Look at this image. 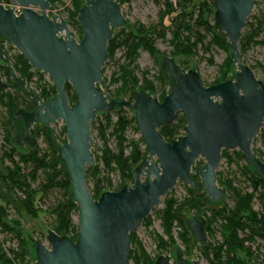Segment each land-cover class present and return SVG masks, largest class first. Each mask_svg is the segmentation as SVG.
<instances>
[{
  "label": "water",
  "instance_id": "1",
  "mask_svg": "<svg viewBox=\"0 0 264 264\" xmlns=\"http://www.w3.org/2000/svg\"><path fill=\"white\" fill-rule=\"evenodd\" d=\"M0 3V37L14 47L32 69L47 74L55 96L43 100L34 90L27 92L26 79L17 73L8 54L0 48V60L9 70L10 82L0 76V92L21 90L28 93L32 110L18 108L13 115L11 142L37 145L30 135L35 123L49 126L61 120L66 142L58 144V158L70 181V195L78 208L75 240L59 236L48 224L45 241L32 238L35 261L30 264H131L129 234L136 233L142 221L177 184L204 191L208 203L223 201L226 190L217 183L216 170L223 150H237L255 174L264 177V162L252 151L264 121V79L242 61L239 40L256 0H213L214 24L225 35L232 64V75L218 84L204 85L192 66L181 67L175 56L165 53L160 70L170 81L162 100L139 89L131 98L106 97L102 68L107 60V43L112 30L128 23L114 0H85L77 22L82 37L76 40L65 19L53 13L47 0H11ZM15 6L21 11L16 13ZM50 11V14H47ZM264 34V17L263 26ZM65 85L75 95L70 103ZM115 108L133 111L134 124L146 155L134 167V181L119 190L109 187L94 199L87 188L86 170L95 163L91 150L90 123L98 113ZM183 114L182 134L167 142L159 128L172 124ZM20 121V129L16 123ZM62 139H59V143ZM202 159L197 178L191 170ZM19 227V221H13ZM205 221L194 216L189 230L195 242L206 243ZM3 247L0 243V252ZM175 264H201V256L190 260L181 245L173 251ZM264 264V255L253 260ZM152 264H171L169 253L159 254Z\"/></svg>",
  "mask_w": 264,
  "mask_h": 264
},
{
  "label": "trees",
  "instance_id": "2",
  "mask_svg": "<svg viewBox=\"0 0 264 264\" xmlns=\"http://www.w3.org/2000/svg\"><path fill=\"white\" fill-rule=\"evenodd\" d=\"M1 1V0H0ZM51 5H54L56 0H47ZM121 6L122 2L127 0H114ZM9 4L11 0H3ZM84 3V2H83ZM80 0H71V9L68 12L67 23L76 30L79 39L82 37V31L77 22L78 10L83 5ZM165 5L164 10L159 14L155 24L144 26L139 22L131 24L129 22L120 28L107 43V58L113 59L115 51L118 48H125L124 61L118 65L117 70L111 76V83L115 88L110 93L111 97L119 100L128 98L133 92L142 89L149 92L154 97L162 100L170 90V81L159 69L158 76L150 79L148 70H140L136 63L138 51L146 50L154 59L155 54L159 53L155 47L156 40H165V34L169 30L171 32L170 45L173 50L170 56L179 54H191L192 48L197 44H203L205 51H208L211 46H216L227 52V56L220 65L219 74L212 82L218 84L227 80V73L232 70L231 59L229 56V47L225 35L214 24L213 17L209 20L203 18V11L208 16H213L215 9L213 0H204L198 4H193L192 0H163ZM195 15V17H194ZM264 13L252 22L246 21L241 32L239 40V50L243 54L251 45L261 43L264 44V34L262 30ZM168 18V24L165 19ZM194 25L203 26L204 34H197L194 37ZM114 30V29H113ZM112 30V31H113ZM208 37L209 39L204 42ZM1 40L4 41L2 37ZM0 40V41H1ZM0 48L2 44L0 42ZM11 64L17 73H20L26 79V82H31L33 76H37L35 92L44 100L53 97L56 92L52 83L43 81L41 72L32 69L31 65L19 54L16 53L10 56ZM181 67L183 63H179ZM264 70V67L261 66ZM104 68H102V73ZM0 74L7 82H10L9 70L5 65L0 66ZM103 84L106 82L103 79ZM156 80L158 86L155 85ZM166 86H168L166 90ZM68 101L73 103L75 95L69 85H65ZM21 90H6L0 92V106L4 108V114L0 118V125L3 129V136L0 142V163L8 162L4 166V171L0 174V179L6 190L14 196H17L22 209L26 214L35 218L39 213V209L35 206V201L38 194L47 195L51 189L60 190V197L48 208V212L52 216L50 229L59 236L69 237L75 240L78 233V224L72 218L77 215L78 208L73 198L70 195V181L64 167L58 158L57 146L65 143L66 137L62 141L56 142L58 136L52 137V132L48 126L42 125L40 129L34 132L37 136H42L46 143V148L41 149L38 146L31 147L26 153L20 150V146L14 145L11 142L12 118L18 108L25 110L31 109L32 104L19 97L17 92ZM24 92V91H22ZM131 98V97H130ZM128 111L131 113L128 116ZM101 118L94 121L97 122V135L102 142L100 155H95V163L87 167L86 181L92 180L93 188L91 195L97 199L101 192L108 190L111 182L108 179L100 177V164H103V170L107 173L116 171L120 175V182L117 187H121L134 181V167L146 155L145 148H141L144 142L141 137L137 140L127 139L125 133L128 127L134 124L133 111L126 108H115L111 112L98 113ZM115 116V120L112 119ZM186 124L183 114H177L175 121L170 125H164L159 128V133L167 141L171 142L176 139L181 130ZM36 128V126H35ZM33 132V129H32ZM62 134L65 135V127H62ZM115 139V148L112 150L108 145L109 138ZM259 140L264 145V121L260 132L254 141ZM129 149V150H127ZM255 156L264 162V153L258 154L254 148L252 149ZM238 158L242 159L239 151H236ZM222 156L228 158L226 150L222 151ZM196 173L198 167L195 165ZM42 178L39 179V174ZM192 177L198 180L197 175ZM243 174L246 176L251 191L243 192L232 185L231 181H220L223 183L230 194L232 204H223L217 208H208L207 205H218L221 201L208 203L205 200L206 194L204 191L195 190L185 186L188 197L178 201L170 196V192L161 200L162 209L155 210L161 220V225L166 235V240L161 236L157 237V249L167 251L174 243L175 239L172 234L173 224L177 222L181 226L178 234L185 249L192 243L193 237L190 230L181 224L177 219V212L182 208L187 207L194 209L196 214L208 211L205 215V229L208 234L214 232V225L218 227V232L221 236V242L213 244L207 242L200 246L202 256L209 264H247L248 259L257 257L252 249L253 244L257 239L264 242V177H261L250 169L246 164L243 166ZM38 181V182H37ZM37 182V186L33 187L32 183ZM255 199L260 202V210L253 208ZM5 208L0 207V228L2 231L12 232L17 239L18 246L16 250H11V256L7 255L4 250L0 252V264H12L13 261L17 264H24L29 250L25 245V240L19 232V227L14 226L13 220L10 224L1 221L5 215ZM149 215L142 221L144 224H149ZM130 249L127 257L131 264H152L155 258H151L145 252L141 243L136 238L135 233L129 234ZM195 242V241H194ZM30 249L32 250L31 246ZM33 251V250H32Z\"/></svg>",
  "mask_w": 264,
  "mask_h": 264
},
{
  "label": "rangeland",
  "instance_id": "3",
  "mask_svg": "<svg viewBox=\"0 0 264 264\" xmlns=\"http://www.w3.org/2000/svg\"><path fill=\"white\" fill-rule=\"evenodd\" d=\"M81 3H83L85 0H80ZM172 2L176 0H170ZM204 0H192L193 4H198L200 2H203ZM121 11L125 18L128 19L129 22V29L131 27L132 23L139 22L140 24L144 26H149L152 24H155L158 20L159 14L162 10H164L163 0H127L126 2H122ZM53 6V13L57 14L58 16H61L63 19L67 20L68 12L71 9V0H56ZM69 10V11H68ZM264 13V0H256L255 6L251 12V14L248 16L247 21L252 22L256 18H259L261 14ZM47 14H50V11H47ZM203 18H208L209 20L213 17L208 16L206 12L203 11L202 13ZM195 17V15H194ZM168 18L165 19V23L168 24ZM120 28H115L112 31V35L116 33ZM194 37L191 38V40L195 39V36L197 34H204L203 26H196L194 25ZM69 31L71 35L76 39L79 40L78 34L75 29L71 25H69ZM171 32L168 30L165 34V40L158 39L156 40L155 47L158 50L159 53L155 54V59L144 49H140L138 51V56L136 59V63L138 65V68L140 70H148L149 74L148 77L150 79H153V77L158 76L160 64H161V57L165 55V53L170 54V52L173 50V47L169 43V39H171ZM209 38L206 37L204 42H206ZM1 40V39H0ZM2 44V48L10 57L12 54L16 53V49L6 43L5 41H0ZM18 52V51H17ZM124 52L125 48H118L115 51V55L113 59H108L105 61L103 68L104 71L102 73L103 77L105 78L106 82L103 84L102 87L105 88V95L106 97H111L110 93L115 88V85L111 83L110 79L113 74L117 70V67L119 64H121L124 61ZM227 56V52L216 47L211 46L208 51H205L203 44H197L196 47L192 48L191 54H179L176 55V61L183 63L182 65L188 69L192 66L195 67L196 71L200 75V77L203 80L204 85L212 84V82L215 80V78L219 74V68L220 65L223 63ZM242 61H246L250 68L253 70L255 75L258 77V79L263 80L264 79V70L261 69V66L264 67V44L257 43L251 45L242 55ZM4 65L3 62L0 60V66ZM43 74V73H42ZM232 75V70H229L227 73V78H230ZM1 76V74H0ZM4 80L5 78L1 76ZM43 81H46L47 83H52L50 77L47 74H43L42 76ZM32 81L29 83H26V90L27 92H32V90L35 91V85L37 82V76H33L31 79ZM155 85L158 86V83L156 80H153ZM168 86H166L167 90ZM27 92L19 91L17 94L19 97L23 98L26 101H30V98L28 96ZM127 97H131V94ZM4 114V108L0 106V118ZM131 113L128 111V116H130ZM101 118L100 115H96L95 119L90 123V129L92 138L94 140L93 146L91 148L94 156L100 155V148L102 147V142L99 139L97 135V122L92 124L97 119ZM112 119L115 120V116L112 115ZM36 126V128H35ZM34 127V128H33ZM62 127L63 123L61 120L55 121L51 123L48 126V129L55 135L58 136V139H56V142H59V139H63L66 137V135L62 134ZM33 133L37 131V129L41 128L40 124H34L32 126ZM182 134V130H181ZM180 134V135H181ZM36 135V134H35ZM127 139H134L137 140L140 136L138 130L135 127V124L131 125L127 128L125 133ZM3 136V129L0 125V142ZM38 141L37 145L41 149H45L46 143L43 140L42 136H37ZM109 147L114 150L115 148V139L113 137L109 138L108 140ZM31 147L27 145H23L20 150L24 153L28 152ZM141 148H144V145H141ZM251 148L256 150L258 154L264 153V145L259 141H252ZM129 150V149H127ZM237 150H228L226 151L228 154V158L223 157L221 158V161L219 163V166L216 170V178L221 181H231L232 185L236 187L239 190H242L243 192H249L251 191V186L246 178V176L243 174V166L244 161L237 157L236 155ZM8 164V162H1L0 163V174L4 171V166ZM204 164V161L202 159H199L196 162V166H202ZM101 172L100 177L103 179H108L111 182V187L117 188L120 182V175L116 171H112L107 173L105 170H103V164H100L99 166ZM40 173V172H39ZM196 169L193 167L191 170V174H195ZM42 178V174H39V179ZM217 180V183H221ZM38 182V181H37ZM37 182L32 183L33 187L37 186ZM93 181L88 180L87 181V188L89 191L93 188ZM131 184V183H130ZM223 184V183H222ZM226 193L224 196V199L220 204L214 205L209 204L207 205L208 208H217L218 206H221L223 204L231 205L232 199L230 197L229 192L227 191L225 185L223 184ZM185 185L181 182H177L175 187L170 191V196L173 198H176L178 201H181L183 198L188 197L187 190L185 189ZM91 193V192H90ZM60 190L58 189H51L47 195L43 196L41 199H39L41 194L37 195L35 206L40 210L37 217L33 218L26 214L24 210L22 209L19 201L16 199L17 196L12 195L9 193L6 188L4 187L2 180L0 179V207L5 208V215L2 216L1 221L7 222L10 224L11 220L13 221H19V232L21 236L25 240V245L29 250V254L26 257V262L24 264H30V261H35L34 253H32V250L30 249L31 246V239L41 237L44 243L45 241V235L46 230L48 227V224L50 225L52 222V216L48 212L49 206H51L59 197H60ZM162 200V199H161ZM163 204L160 202L154 209H162ZM253 208L255 210H260V202L258 199H255L253 203ZM201 216L205 218V215H208V211H202ZM199 214H196L194 209L184 207L180 211L177 212V219L179 222H181L182 225L186 226L189 229V222L192 220L194 216H197ZM73 220L77 222V215L72 216ZM149 224H144L143 222L139 225L135 235L138 241L141 243L142 247L144 248L145 252L150 256L151 258L157 257L161 253H169L171 257V264H175L174 261V254L173 251L176 249V247L181 245V249L184 251V254L188 255L190 260H195L193 257L194 255H200L201 256V264H209V262L202 256L200 246L201 244L198 242L192 241V243L188 246L187 249H185L183 243L181 242L180 238L178 237V234L181 230V226L174 222L173 224V230L172 234L175 239V243L167 249V251H160L157 249V237L161 236L166 240V235L164 234L161 220L159 218V214L157 215L155 212H151L149 214ZM214 232L212 234H208L206 229V235H207V242H211L213 244H218L221 242V236L218 232V227L214 225ZM0 243L3 247V250L5 253L9 256H11V250H16L18 246V242L16 237L12 232H6L2 231L0 228ZM205 243V244H206ZM252 249L254 250L255 254L258 256L252 259L247 260V264H254L253 260L257 259L262 254L264 255V242L261 239H257L256 242L253 244ZM12 264H17V262L13 261Z\"/></svg>",
  "mask_w": 264,
  "mask_h": 264
},
{
  "label": "flooded vegetation",
  "instance_id": "4",
  "mask_svg": "<svg viewBox=\"0 0 264 264\" xmlns=\"http://www.w3.org/2000/svg\"><path fill=\"white\" fill-rule=\"evenodd\" d=\"M10 58V57H9ZM2 78V77H1ZM4 81L5 82H7L5 79H4ZM9 83V82H8ZM55 96V95H54ZM53 96V97H54ZM53 97H51V98H53ZM44 100V99H43ZM45 101V100H44ZM31 102V101H30ZM32 104V103H31ZM30 110H32V107H31V109H28V111H30ZM35 124H39V123H35ZM41 126H42V124H40ZM64 126V125H63ZM16 127H18L19 129H20V127H21V122L20 121H18L17 123H16ZM34 128V127H33ZM33 128H31L30 129V135H35L33 132H32V129ZM36 136V135H35ZM55 135L54 134H52V137H54ZM23 145H27V146H29L25 141H23L22 140V145L20 146V147H22ZM29 147H31V146H29ZM197 216H200L201 217V219H203L204 221H205V219L203 218V216H201V215H197ZM206 223V222H205ZM204 228H205V225H204ZM206 232V231H205ZM194 240V239H193ZM205 244V243H204ZM204 244H201V245H204Z\"/></svg>",
  "mask_w": 264,
  "mask_h": 264
},
{
  "label": "built area",
  "instance_id": "5",
  "mask_svg": "<svg viewBox=\"0 0 264 264\" xmlns=\"http://www.w3.org/2000/svg\"><path fill=\"white\" fill-rule=\"evenodd\" d=\"M0 3L3 4L5 7L12 6V3L11 2H9V4H7V3L3 2V0H1ZM20 11H21V8L19 6H15V12L18 13Z\"/></svg>",
  "mask_w": 264,
  "mask_h": 264
},
{
  "label": "bare ground",
  "instance_id": "6",
  "mask_svg": "<svg viewBox=\"0 0 264 264\" xmlns=\"http://www.w3.org/2000/svg\"><path fill=\"white\" fill-rule=\"evenodd\" d=\"M3 250V249H2Z\"/></svg>",
  "mask_w": 264,
  "mask_h": 264
}]
</instances>
